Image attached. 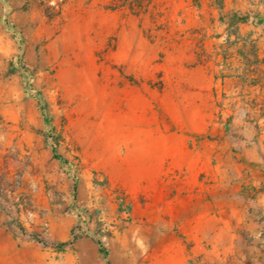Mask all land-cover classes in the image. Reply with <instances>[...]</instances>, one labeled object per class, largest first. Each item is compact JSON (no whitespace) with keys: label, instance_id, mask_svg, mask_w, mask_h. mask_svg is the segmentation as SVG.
Masks as SVG:
<instances>
[{"label":"rangeland","instance_id":"obj_1","mask_svg":"<svg viewBox=\"0 0 264 264\" xmlns=\"http://www.w3.org/2000/svg\"><path fill=\"white\" fill-rule=\"evenodd\" d=\"M237 1L241 8L227 10ZM261 2L248 9L239 0H0V264H83L82 239L107 247L108 233L130 220L118 209L130 204L116 180L127 152L117 142L121 127L150 102L148 118L175 132L183 113L165 89L181 67L210 69L221 55L214 41L222 32L208 27L226 25L225 44L257 40L240 27L264 19ZM135 55L153 62L134 63ZM226 99L215 97L219 123L229 119ZM249 102L247 115L264 119ZM257 127L264 134V120ZM31 232L80 241L60 252Z\"/></svg>","mask_w":264,"mask_h":264},{"label":"crops","instance_id":"obj_2","mask_svg":"<svg viewBox=\"0 0 264 264\" xmlns=\"http://www.w3.org/2000/svg\"><path fill=\"white\" fill-rule=\"evenodd\" d=\"M239 1L248 9L260 2ZM226 8L241 7L237 1ZM240 28L257 40L225 44L232 38L226 25L208 27L222 32L214 41L221 55L210 69L181 67L175 87L165 89L178 97L176 111L183 113L175 132L148 118L149 101L142 115L121 127L117 142L127 144V152L116 180L130 202V220L111 231L106 258L96 241L82 239L83 264L89 253L92 264H264V134L257 127L264 119L247 115L254 110L249 100L264 112V19ZM132 60L151 65L153 57ZM151 94L144 88V96ZM221 94L227 96L225 123L216 114Z\"/></svg>","mask_w":264,"mask_h":264},{"label":"trees","instance_id":"obj_3","mask_svg":"<svg viewBox=\"0 0 264 264\" xmlns=\"http://www.w3.org/2000/svg\"><path fill=\"white\" fill-rule=\"evenodd\" d=\"M123 204L124 203H120L118 209L121 211L130 213L131 205L128 203L126 207H123ZM22 230L25 231V229H22ZM110 235L111 233L109 232L108 236ZM28 236L31 240L37 242L38 244L44 247L53 248L56 251H60V252L66 251L67 249L71 248L79 238L78 236L74 235L70 239L65 240V241H54V240L46 239L36 232L28 233ZM98 245H99V251L102 257L106 258L108 255V250L101 238L98 239Z\"/></svg>","mask_w":264,"mask_h":264},{"label":"built area","instance_id":"obj_4","mask_svg":"<svg viewBox=\"0 0 264 264\" xmlns=\"http://www.w3.org/2000/svg\"><path fill=\"white\" fill-rule=\"evenodd\" d=\"M126 212L124 211V214H125ZM127 214V213H126Z\"/></svg>","mask_w":264,"mask_h":264}]
</instances>
